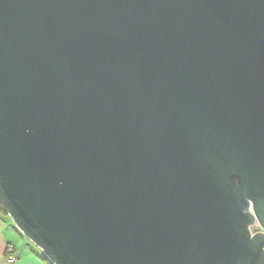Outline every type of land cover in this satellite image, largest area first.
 I'll return each mask as SVG.
<instances>
[{
  "label": "water",
  "instance_id": "obj_1",
  "mask_svg": "<svg viewBox=\"0 0 264 264\" xmlns=\"http://www.w3.org/2000/svg\"><path fill=\"white\" fill-rule=\"evenodd\" d=\"M0 201L53 264H264V0H0Z\"/></svg>",
  "mask_w": 264,
  "mask_h": 264
},
{
  "label": "crops",
  "instance_id": "obj_2",
  "mask_svg": "<svg viewBox=\"0 0 264 264\" xmlns=\"http://www.w3.org/2000/svg\"><path fill=\"white\" fill-rule=\"evenodd\" d=\"M15 226L10 217L0 214V264H9L7 249L13 246L18 261L14 264H45L38 248Z\"/></svg>",
  "mask_w": 264,
  "mask_h": 264
},
{
  "label": "built area",
  "instance_id": "obj_3",
  "mask_svg": "<svg viewBox=\"0 0 264 264\" xmlns=\"http://www.w3.org/2000/svg\"><path fill=\"white\" fill-rule=\"evenodd\" d=\"M15 248L13 246H9L7 249V260L9 264H14L18 261V257L15 255Z\"/></svg>",
  "mask_w": 264,
  "mask_h": 264
},
{
  "label": "trees",
  "instance_id": "obj_4",
  "mask_svg": "<svg viewBox=\"0 0 264 264\" xmlns=\"http://www.w3.org/2000/svg\"><path fill=\"white\" fill-rule=\"evenodd\" d=\"M0 214L2 215V216H5V217H9L8 216V214H7V212H6V210H5V208H4V206H3V204L1 203V201H0ZM21 233V232H20ZM22 234V233H21ZM39 250V249H38ZM40 252H41V254H42V260L44 261V263L45 264H53V263H51L45 256H44V254L42 253V251L41 250H39Z\"/></svg>",
  "mask_w": 264,
  "mask_h": 264
},
{
  "label": "rangeland",
  "instance_id": "obj_5",
  "mask_svg": "<svg viewBox=\"0 0 264 264\" xmlns=\"http://www.w3.org/2000/svg\"><path fill=\"white\" fill-rule=\"evenodd\" d=\"M251 232L255 233L258 232L260 230V226L258 224H254L253 226H251L250 228ZM26 238V237H25ZM28 240V239H27Z\"/></svg>",
  "mask_w": 264,
  "mask_h": 264
}]
</instances>
